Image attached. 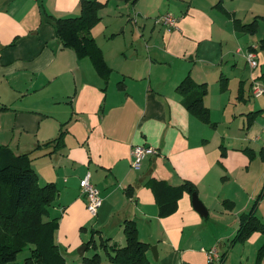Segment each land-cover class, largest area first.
<instances>
[{
	"label": "crops",
	"instance_id": "obj_1",
	"mask_svg": "<svg viewBox=\"0 0 264 264\" xmlns=\"http://www.w3.org/2000/svg\"><path fill=\"white\" fill-rule=\"evenodd\" d=\"M97 1L124 9L122 16L137 26L122 40L112 32L108 50L91 29L107 77L88 57L63 47L46 22L48 15H77L80 0H0V145L29 152L39 184L56 185L46 218L60 214L54 240L65 264H82L90 250L101 254L100 264H115L99 248H84L82 255L76 250L91 231L95 239L123 246L125 220L134 221L139 239L149 244L150 264H209L205 251L211 247L220 264H264V257L256 258L260 232L230 244L241 213L253 208L264 222V96L250 93L253 79L264 82V50L258 48L264 0ZM163 13L176 19L175 27L153 22ZM234 18H257L256 32H238ZM249 50L257 55L256 68L245 60ZM187 75L207 86L209 123L181 103L176 87ZM61 127L62 147L34 149ZM134 145L156 151L139 169L130 165ZM86 173L102 198L95 216L80 192ZM151 179L174 186L190 181L207 214L200 215L184 192L175 212L159 216Z\"/></svg>",
	"mask_w": 264,
	"mask_h": 264
},
{
	"label": "trees",
	"instance_id": "obj_2",
	"mask_svg": "<svg viewBox=\"0 0 264 264\" xmlns=\"http://www.w3.org/2000/svg\"><path fill=\"white\" fill-rule=\"evenodd\" d=\"M103 6L104 3L97 0H80L77 15L59 18L48 15L46 22L51 24L63 47L73 49L79 58L88 57L99 73L107 77L110 69L91 34V29L100 20L99 11ZM233 24L238 32L249 34H254L258 26L257 18L248 23L234 18ZM258 48L264 50V39L259 41ZM220 89H225L224 78L220 79ZM176 91L182 97V105L192 115L204 123L210 122L209 110L203 102L207 93L205 83H196L187 75L177 85ZM1 108L6 109L5 106ZM257 113L248 114V125ZM63 136L64 129L61 127L55 138L37 144L34 149H58L63 146ZM148 186L153 192L161 217L175 212L177 201L184 192L190 195L196 192L195 185L190 181H182L174 186L163 180L151 179ZM56 195L57 187L53 182L39 184L29 152L15 154L7 145H0V264H16L18 253L25 248H28L29 254L23 264H65L54 240L60 214L46 218ZM122 226L125 237L123 246L108 245V240L100 237L95 239V232L91 231L85 248H99L115 264H150L147 257L150 246L139 239L135 222L125 220ZM84 230L86 228H81V231ZM253 232H260L264 236V222L252 208L239 215L238 229L230 244L244 242ZM263 257L264 242L257 252V262ZM81 259L82 264H100L101 254L95 252L91 256L82 255Z\"/></svg>",
	"mask_w": 264,
	"mask_h": 264
},
{
	"label": "built area",
	"instance_id": "obj_3",
	"mask_svg": "<svg viewBox=\"0 0 264 264\" xmlns=\"http://www.w3.org/2000/svg\"><path fill=\"white\" fill-rule=\"evenodd\" d=\"M155 23L167 27H175L176 19L172 15L166 14L156 18ZM244 57L247 64L251 68H256L258 66L257 55L255 51H247ZM250 93L253 97L264 96V82H261L258 79H253L250 87ZM155 152V149L149 146L134 145L131 149V167L133 169H139L145 156ZM79 186L80 192L86 201L87 211L90 215L95 216L102 203V198L99 194L98 188L90 180V173H86L85 176L80 179ZM205 253L207 262L209 264H220L221 255L216 247L207 249Z\"/></svg>",
	"mask_w": 264,
	"mask_h": 264
},
{
	"label": "rangeland",
	"instance_id": "obj_4",
	"mask_svg": "<svg viewBox=\"0 0 264 264\" xmlns=\"http://www.w3.org/2000/svg\"><path fill=\"white\" fill-rule=\"evenodd\" d=\"M146 1V0H145ZM148 3H152L153 0H147ZM107 7L104 10L103 13V17L101 20H99V22H97L95 24V33L97 34V40L103 44L105 50L109 49V46L112 45V40L110 39L109 41L107 39H109V35L112 32L118 33L115 35V37L113 39H118V40H122V39H126L128 37H130V29L131 28H136V24L135 22L132 20L131 22H127L126 20V14L124 16H122L121 12H125L124 9L121 8H117V10L115 8L110 9L109 10V3L108 5L104 4V6L101 9H104V7ZM165 6V5H163ZM165 8V7H164ZM112 13V15H109V13ZM120 13V14H119ZM114 14H119V15H114ZM168 13H163L160 15H154L153 16V22H155L156 18L161 17L163 15H166ZM171 15V14H170ZM147 24H152V21L150 19H148V21H145ZM124 26H127V28L122 31V28H124ZM161 27V25H159ZM111 36V35H110ZM36 172V171H35ZM79 248H77L78 250ZM88 249H92V248H88ZM76 250V251H77ZM29 254V250L28 248H25L23 251L19 252L17 257H16V264H23L24 259L28 256ZM91 254H93V251H88L87 256H90ZM67 263L70 264V262L68 261Z\"/></svg>",
	"mask_w": 264,
	"mask_h": 264
},
{
	"label": "water",
	"instance_id": "obj_5",
	"mask_svg": "<svg viewBox=\"0 0 264 264\" xmlns=\"http://www.w3.org/2000/svg\"><path fill=\"white\" fill-rule=\"evenodd\" d=\"M191 197H192V204H193L194 209L197 210L200 215L205 216L207 214V210L205 206L203 205V203L199 200L197 193L196 192L192 193ZM84 248L85 246L79 247L77 252L80 255H82L84 252ZM151 251L153 252L154 258H156L157 257L156 247L155 246L151 247Z\"/></svg>",
	"mask_w": 264,
	"mask_h": 264
}]
</instances>
